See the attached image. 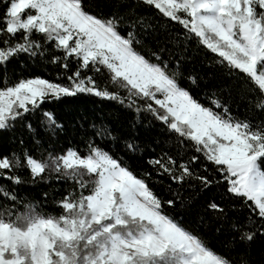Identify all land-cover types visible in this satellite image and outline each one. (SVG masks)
Returning <instances> with one entry per match:
<instances>
[{
  "label": "snow or ice",
  "instance_id": "6c2138e0",
  "mask_svg": "<svg viewBox=\"0 0 264 264\" xmlns=\"http://www.w3.org/2000/svg\"><path fill=\"white\" fill-rule=\"evenodd\" d=\"M141 8L180 25L183 41L154 26ZM192 40L216 54V63L230 74H243L245 86L252 85L246 89L252 94L248 103L264 113V0H0V133L14 132L19 123L13 139L23 146L27 134L39 144V129L28 118L39 112L41 128L63 132L55 114L41 106L80 93L146 112L175 138L178 155L199 154L178 163L165 153L148 163L171 183L195 179L203 190L220 183L193 171V164L206 161L222 177L226 194L249 208L247 221L232 222L231 230L239 243L250 244L257 235L264 237V121L238 119L218 98L205 106L180 85L181 62ZM49 45L52 63L65 72L70 61L76 63L67 85L39 77L10 81L7 66L13 59L43 56ZM85 71L106 73L127 95L100 88ZM126 147L137 151L134 143ZM87 148L85 155L69 148L47 159L26 148L0 154V181L8 182H0V264H234L165 214V201L146 179L92 142ZM23 169L33 183L54 173L75 184L58 201L59 216L40 215L31 206L14 213V186L24 183L18 174ZM179 196L177 189L167 205L174 207ZM206 211L216 222L227 220L215 200Z\"/></svg>",
  "mask_w": 264,
  "mask_h": 264
},
{
  "label": "trees",
  "instance_id": "16d2710c",
  "mask_svg": "<svg viewBox=\"0 0 264 264\" xmlns=\"http://www.w3.org/2000/svg\"><path fill=\"white\" fill-rule=\"evenodd\" d=\"M140 13L161 31L167 29L173 37L183 41L181 26L162 17L155 9L141 8ZM60 55V53H55ZM147 55V53H144ZM53 50L51 45L45 55L29 57L27 54L13 59L8 64L7 76L12 83L20 79L42 78L62 85H67V75L76 69L74 61L69 62L67 72L58 64L52 63ZM187 59L182 60L181 70L183 77L180 85L187 89L191 95L205 106H211L212 98H218L226 102L233 116L238 119H249L254 123L264 121V113L257 112L248 103L252 94L245 86L238 70L229 72L228 67L216 63L218 57L205 47L200 46L195 40L187 44ZM83 75L94 76L97 86L118 91L109 80L107 74H94L85 71ZM195 78L193 84L188 77ZM121 96L126 92L119 90ZM41 111H51L59 123L65 127L63 132L53 135L40 127V113L30 116L28 119L34 127L39 129L35 143L24 135L25 144L21 146L13 137L18 136L20 124L14 132L0 133V154L9 155L12 152L21 153L24 148L29 150L37 159H47L49 153L61 155L67 149H76L81 155L88 151L87 145L92 142L94 146L109 152L115 159L120 160L130 168L138 177L146 179L153 192L165 201V214L178 220L183 227L200 236L207 247L213 252L226 256L234 264H264V237H257L250 244H241L236 240V234L231 230V223L239 221L244 223L250 216V210L242 200L233 199L225 192L226 184L218 172H215L201 159L191 167L198 175H207L209 179L220 181L214 183L208 189H203L199 181L192 179L184 185L171 183L167 176H160L148 163L150 159L160 158L165 153L177 159V162L187 161L191 155H199L188 151L187 154L178 155L175 147V138L167 131L159 121L146 113H136L125 105L115 100L103 99L88 93H80L73 97H65L59 101H47L42 104ZM103 130L108 134L97 135ZM127 143L137 145V151H130ZM209 167L205 172L204 168ZM264 167V166H262ZM150 173L149 176H144ZM18 174L24 183L16 185L15 191L18 201L13 209L14 213H25L34 209L43 216H59L62 209L58 206L67 193L75 190L76 186L71 181L57 180L54 173L46 175L44 180L32 182L27 169L20 170ZM8 183L7 181H0ZM10 187H13L9 185ZM179 189L180 196L176 198L174 207L166 203L168 199L176 197ZM45 193L47 195L45 196ZM215 200L220 203L227 213V220L216 222L207 211V204ZM11 207V202H8ZM27 206H31V209ZM253 220L256 218L253 216Z\"/></svg>",
  "mask_w": 264,
  "mask_h": 264
}]
</instances>
